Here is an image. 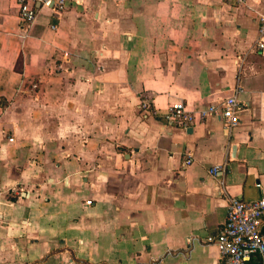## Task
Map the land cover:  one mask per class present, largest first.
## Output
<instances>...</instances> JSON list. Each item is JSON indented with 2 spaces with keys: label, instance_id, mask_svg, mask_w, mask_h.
<instances>
[{
  "label": "crops",
  "instance_id": "0c3cea01",
  "mask_svg": "<svg viewBox=\"0 0 264 264\" xmlns=\"http://www.w3.org/2000/svg\"><path fill=\"white\" fill-rule=\"evenodd\" d=\"M18 14L0 0V264H224L204 241L231 197L264 196V0H68L28 30ZM232 95V130L166 123L172 102Z\"/></svg>",
  "mask_w": 264,
  "mask_h": 264
},
{
  "label": "built area",
  "instance_id": "2783aa9c",
  "mask_svg": "<svg viewBox=\"0 0 264 264\" xmlns=\"http://www.w3.org/2000/svg\"><path fill=\"white\" fill-rule=\"evenodd\" d=\"M232 1L244 3L246 0ZM16 2L19 7V22L23 30L30 29L37 22L41 9H49L55 18H60L68 7V0H16ZM52 28L55 29L56 25H52ZM256 47L259 50L264 49V14L258 17ZM140 108L155 112L153 103L147 96L141 99ZM243 110L236 95L227 97L219 104L195 110L179 100L169 105L165 120L170 126L189 129L209 117H218L228 130H232L240 124ZM0 134H4V131L0 130ZM186 162L189 164L191 160ZM224 169L225 165L213 167L210 174L217 176ZM192 240L201 242L199 237H193ZM204 243L217 248L224 264H251L255 256H258L264 264V196L255 201L231 197L225 223L217 235L208 237ZM167 254L173 253L168 251Z\"/></svg>",
  "mask_w": 264,
  "mask_h": 264
}]
</instances>
